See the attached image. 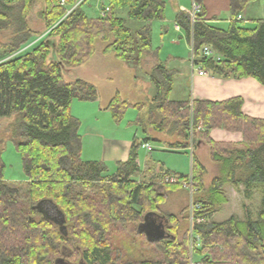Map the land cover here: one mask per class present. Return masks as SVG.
<instances>
[{
    "label": "trees",
    "instance_id": "16d2710c",
    "mask_svg": "<svg viewBox=\"0 0 264 264\" xmlns=\"http://www.w3.org/2000/svg\"><path fill=\"white\" fill-rule=\"evenodd\" d=\"M37 1L43 4L38 17L47 37L29 52L6 59L42 34L28 21ZM86 1L66 15L78 0H0V31L10 33L8 41L0 44V118L11 119L9 138L21 157L26 179L4 180L0 150V264H190L192 255L199 260L191 264H264V120L243 116L241 98L195 101L192 109L187 103L172 102L174 73L158 62L149 73L155 95L147 104H130L117 92L108 104L116 121L128 107L145 110L136 119L143 140H133L128 160L118 162L110 174L104 163L81 159L80 122L71 115L70 105L73 100L95 102L98 93L86 80L66 82L63 65H83L94 55L99 40L106 44L103 55L113 54L139 68L143 55L156 54L151 49V23L164 20L165 9L163 0H106L105 16L89 19L83 9ZM255 1L230 0L232 16ZM122 9L128 21L144 24L135 34L125 19L115 16ZM175 22L204 70L221 78H253L264 86V21L246 28L234 19L227 29H220L208 24L201 10L193 24L186 12H179ZM49 39H56V60L50 58ZM204 48L222 60L203 57ZM221 126L242 131L243 144L206 140L203 129ZM190 129L192 152L203 139L218 173L206 186V169L193 156V200L201 205L195 215L206 221L192 225L189 251L187 208L178 214L161 211L171 193L184 190L188 176L161 166L142 175L137 149L157 142L149 131L174 136L175 142L167 144L170 149H187ZM169 176L177 182L165 183ZM227 186L242 187L246 200L260 190L255 219L247 214L244 220L234 215L222 222L212 220L227 203ZM148 213L166 221L168 237L146 242L157 257L138 258L130 249L115 251L111 233L128 226L139 234L138 226Z\"/></svg>",
    "mask_w": 264,
    "mask_h": 264
},
{
    "label": "rangeland",
    "instance_id": "374dc122",
    "mask_svg": "<svg viewBox=\"0 0 264 264\" xmlns=\"http://www.w3.org/2000/svg\"><path fill=\"white\" fill-rule=\"evenodd\" d=\"M78 1L80 2L81 0ZM103 1L104 0H100L99 2H96L95 0H89L88 5L84 7V12L87 18L96 19L100 17L99 6ZM164 1H166V6L164 9V16L166 17L170 13L171 5L169 2H167V0ZM259 4H261V7L256 5L255 11L259 10L260 13H264V0H261ZM42 7L43 4L41 2H35L28 14L30 27L42 34L38 38H34L35 40H33L27 47L15 54H12L6 59L13 58L17 54L21 55L29 52L39 42L47 37L48 32L44 31L42 22L38 17V13L42 9ZM73 7L74 6L68 7L67 9L73 10ZM126 14L127 11L125 9L115 12L116 17L126 20V26L131 30L132 34H135V31L141 26V24L139 22L128 21L126 19ZM158 22L159 21H154L151 23V49L161 47V44L162 46L164 45V47L168 46V44H170L171 42L170 38L163 39L161 41L159 37L157 24ZM9 37V31H0V44L7 42ZM48 42L51 47L50 58L56 60L54 52L56 39H49ZM183 44L184 41H182L181 45ZM105 45L106 44L102 41H95V52L93 57L89 61H86L83 65L76 68H69L64 65L62 68L64 79L66 82H71L75 79H81V76L94 77V79L91 80L93 83H90L94 84L97 89L98 100L94 102L95 104L87 103V106H89V108L80 107L83 109H78V106L81 105H74L75 107L71 115L74 114L80 117V127L78 133L82 136L81 143L83 142L84 146L90 147L91 155L95 156L99 155L100 153V148L95 145L96 143L93 142L96 140V137H98L101 142L104 139L133 140L135 137V140L141 141L144 137V135L141 133L140 128L136 124V119L138 118V116H143L145 110L139 111L137 108L128 107L124 111L120 121H116L112 118L111 112L109 110L99 111V108H104V106L107 105V103L116 92L119 94L122 100L127 101L130 104H147L151 100V91L154 87L149 81L144 78V74L146 73V71H149L148 67L150 66V64L148 61L146 62V58L149 55H143L140 60L141 63L138 64L140 68H137L136 64H134V66L136 67L135 68L132 63L129 64L126 62L118 61L114 58L113 54L103 56L102 50ZM72 102L80 101L73 100ZM89 104H92L91 106L97 109L98 112L96 114H94L93 111L90 112L89 109H91V106ZM10 121L11 119L9 118H0V150L1 158L5 166L3 178L5 181L11 182L25 181L26 179L22 169L21 157L15 151L13 144L10 142L8 132V125ZM164 135H166V137L168 138L173 137L172 135H168L166 133H164ZM149 144L152 148L151 152H146L141 147L137 149V160L141 168H144L145 166L159 168L161 166L164 171H169L175 174H187V172L189 171V163L188 158L185 155L172 154L168 150L164 149L167 146L165 147L162 144L160 145L155 141H149ZM107 167L109 170L108 173H115L116 167H114L113 163H107ZM171 167L175 168L173 169ZM140 177L141 175L138 176L137 179H140ZM230 194L232 195L229 196V204L226 206L224 204L222 206L221 210L215 215V222H222L228 219L231 215L237 216L240 220H244V218L248 214L251 218L255 219L256 211L260 203V190L255 191L250 200L244 199L243 189L238 195H233L231 191ZM188 199L189 198L187 192L185 193L184 190L173 192L168 196L165 203L161 206V211L162 213L178 214L184 208H187L188 210ZM187 224L189 225V222ZM182 226L184 225L182 224ZM145 240L146 238L143 234H136L128 226L118 228L115 232L111 233L110 237L112 248L115 251H123L124 253H126V250L130 249L132 250V252H134L135 257L138 258L141 257V255L144 258L157 257L153 252L149 251L153 247L147 246V240ZM188 244L190 251V249H192L190 237ZM198 260L199 258L192 255V257H190V264L195 263ZM63 264L68 263L64 262ZM72 264L75 263L73 262Z\"/></svg>",
    "mask_w": 264,
    "mask_h": 264
},
{
    "label": "crops",
    "instance_id": "0c3cea01",
    "mask_svg": "<svg viewBox=\"0 0 264 264\" xmlns=\"http://www.w3.org/2000/svg\"><path fill=\"white\" fill-rule=\"evenodd\" d=\"M95 1L99 2L100 0ZM260 1L261 0H257L255 2L248 3L245 9L234 18L229 9L230 0H167V2H169L171 5L170 13L169 15H167L168 18L167 16H164V20L159 21L157 24L161 41L163 39L170 38L171 42L170 44H168V46L165 47L161 44V47L152 48V51H154L156 54L149 55L146 58V62L148 61L150 66L148 67L149 71H146V73L144 74V78L151 83L149 78L150 70L154 65L160 62L167 70L174 73V76L172 78V90L169 94L170 101L187 103L189 108L192 109V104L195 101L225 102L233 98H241V113L243 114V116L256 120H264V86H262L253 78H221L219 76L210 74L204 69L203 75H198V71L193 70V67H196L199 64L196 63V57H194L191 43L186 40L184 32L175 22V18L179 12L187 13L191 9L192 4L196 3L200 6L203 12V19L210 25L216 26L220 29H227L230 22L235 19L240 23L241 26L246 28H253L258 21H264V13H260L259 10L255 11L256 5L261 7V4H259ZM88 2L89 0L86 1L84 7L88 5ZM164 4L166 6V1H164ZM104 7H106V0L101 2L99 6L100 9H103ZM140 24L141 26L139 28L144 25L142 23ZM182 41H184L183 45H181ZM212 57L217 61L222 60L220 56L213 53ZM80 78L86 81L89 80L88 82H92L91 80L94 79V77L87 76H81ZM154 95L155 88L153 87V90L151 91V98H153ZM109 102L104 106V108H99V111H108ZM87 103L95 104L94 102H72L70 105L71 113L73 112V109L75 107L74 105H81L78 106V109H83L80 107L89 108V106H87ZM92 104L89 105L91 106ZM89 110L90 112L93 111L94 114L98 112L97 109L93 108V106H91V109ZM72 116L80 120V117L78 115L76 116L72 114ZM149 134L153 140H156L160 145L162 144L165 147L167 146V144L174 143L176 140L174 136V138H168L162 133L149 131ZM203 134L205 135L206 140L217 144L239 146L244 142L242 131L238 129H228L224 126L214 127L211 129H203ZM135 138L133 140H135ZM133 140L104 139L101 142L100 139L96 137V140L93 142L96 143L95 145L100 148V153L96 156L91 155L90 147L84 146L82 142L81 159L83 161H99L104 163L106 167L107 163H113L114 167H116L115 165L118 162H125L128 160L129 150ZM164 149L168 150L172 154L185 155L188 158L189 171L186 174L187 176L192 173L194 156L206 169V174L203 178L204 184L206 186L218 173L216 165L210 158V148L203 139L198 140L195 145L194 152L191 153L189 152V149L175 150L167 147ZM137 164L141 170V174L143 175H145L144 172L146 171V169L150 170L152 167L145 166L144 168H141L138 160ZM171 168L174 169L175 167ZM230 191L231 193H233V195H238L242 191V187H239L237 190L229 186L224 188V192L228 201L225 206L230 202L229 196L232 195L230 194ZM158 220L164 221V219ZM212 220L215 222V216Z\"/></svg>",
    "mask_w": 264,
    "mask_h": 264
},
{
    "label": "built area",
    "instance_id": "2783aa9c",
    "mask_svg": "<svg viewBox=\"0 0 264 264\" xmlns=\"http://www.w3.org/2000/svg\"><path fill=\"white\" fill-rule=\"evenodd\" d=\"M85 0H81L80 2L78 1L76 3V5H74L73 8H75L77 5L83 3ZM61 4L64 5V2L61 1ZM72 11L71 10H67V13H70ZM201 11V8L198 4L196 3H193L192 4V7L191 9L187 12L190 16V20H191V23L193 24L195 21L198 20V15ZM108 12V7H104L103 9L101 8L100 9V12H99V15L100 17H104L105 14ZM203 57H206V58H209V57H212V52L207 49V48H204L203 49ZM193 70L194 71H198V75H203V68L201 65H198V66H194L193 67ZM188 135H189V147L187 149H189V152L191 153L192 152V130H188ZM141 148L144 149L146 152H151L152 151V148L150 146V144L147 142V143H143L141 145ZM164 182L165 183H168V184H175L177 182V179L173 176H169V177H165L164 179ZM182 188L187 192L188 194V200H189V207H188V222H189V226H190V243H191V238H192V225L194 223H197V224H200V223H204L206 221L205 218L203 217H200V216H196V212L199 211L201 209V205L199 203H196L194 202L193 200V196H194V193L196 191V188H195V185L192 181V178H191V174L188 176V180L186 182H184L182 184ZM192 245V244H191Z\"/></svg>",
    "mask_w": 264,
    "mask_h": 264
},
{
    "label": "water",
    "instance_id": "95a60500",
    "mask_svg": "<svg viewBox=\"0 0 264 264\" xmlns=\"http://www.w3.org/2000/svg\"><path fill=\"white\" fill-rule=\"evenodd\" d=\"M154 213H148L144 216L143 222L138 226V233L143 234L149 243H156L168 237L165 230L166 221Z\"/></svg>",
    "mask_w": 264,
    "mask_h": 264
},
{
    "label": "bare ground",
    "instance_id": "6f19581e",
    "mask_svg": "<svg viewBox=\"0 0 264 264\" xmlns=\"http://www.w3.org/2000/svg\"><path fill=\"white\" fill-rule=\"evenodd\" d=\"M179 181V180H178ZM181 182V181H180ZM168 185V184H167ZM175 186V185H174ZM177 186V185H176ZM181 187V186H180ZM186 192V191H185ZM195 194V193H194Z\"/></svg>",
    "mask_w": 264,
    "mask_h": 264
}]
</instances>
